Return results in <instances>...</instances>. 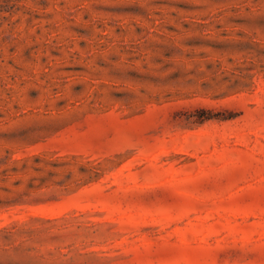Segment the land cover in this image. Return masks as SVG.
<instances>
[{
  "label": "rangeland",
  "instance_id": "obj_1",
  "mask_svg": "<svg viewBox=\"0 0 264 264\" xmlns=\"http://www.w3.org/2000/svg\"><path fill=\"white\" fill-rule=\"evenodd\" d=\"M0 264H264V0H0Z\"/></svg>",
  "mask_w": 264,
  "mask_h": 264
}]
</instances>
